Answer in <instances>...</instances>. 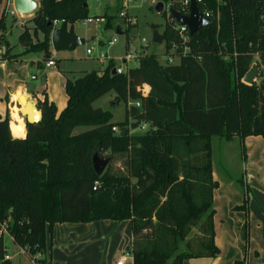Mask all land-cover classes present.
I'll use <instances>...</instances> for the list:
<instances>
[{
	"label": "trees",
	"instance_id": "trees-1",
	"mask_svg": "<svg viewBox=\"0 0 264 264\" xmlns=\"http://www.w3.org/2000/svg\"><path fill=\"white\" fill-rule=\"evenodd\" d=\"M204 1L199 10L210 11V23L189 37V52L178 63L162 65L156 53H142L127 73L112 75L111 61L103 72L67 78L65 109L57 114L53 103H40L41 118L24 122V138L12 136L9 110L0 116V264H14L5 258V233L31 260L40 254L37 262L46 264L47 235L54 224L104 220L130 222L132 264H183L219 254L212 138H264V0ZM38 2L32 27L18 38L28 43L26 51L40 52L48 61L52 22L85 20L89 8L86 0ZM160 15L166 19L165 52L176 43L181 54L176 24L165 11ZM102 17L105 29L112 28L114 17ZM5 19L4 12L1 59H16L9 56ZM30 31L43 40L33 42ZM252 64L262 67L259 85L243 82ZM110 93L115 105L125 106L119 123L111 121V111L92 107ZM130 121L149 128L137 135L113 132L128 129ZM94 154L110 160L99 177ZM242 156L246 161L243 149ZM233 182L244 198L233 209L248 214L245 173ZM247 234L246 223V240Z\"/></svg>",
	"mask_w": 264,
	"mask_h": 264
},
{
	"label": "crops",
	"instance_id": "crops-1",
	"mask_svg": "<svg viewBox=\"0 0 264 264\" xmlns=\"http://www.w3.org/2000/svg\"><path fill=\"white\" fill-rule=\"evenodd\" d=\"M34 1L37 2L38 8V0ZM104 1H106L105 6L112 3H108L107 0ZM32 14L26 15L27 21H30L32 17L30 15ZM25 24L26 22L23 23V28H28L29 26H25ZM69 33L73 34L70 31ZM6 34L5 31V39H7ZM126 34L127 31L124 30L122 32L121 27L117 26V36ZM38 36L41 35L39 34ZM7 41L9 48H11L9 56L14 54L17 55V58L2 60L1 57L5 52V47L1 46L0 116L4 117L9 110V115L11 116L10 122L13 120L16 123L21 121L26 135L24 119L21 116L23 105L20 102V97L23 96L27 100L31 99L36 103L37 108L44 101L51 102L55 105L57 114H59L65 109L67 101V94L64 90L65 81L67 78H78V76L68 74V71L63 72L60 69V64L51 55V50H53L51 42L50 58L55 61L56 65L54 67H46L47 61H44L42 53L26 51L28 43H19L21 44L20 49L17 50V48L10 44L8 39ZM103 44V41L99 40L98 47L103 46ZM88 45L86 49L90 47ZM92 51L94 53L93 48ZM126 52L127 45L125 48ZM34 53L38 56H32ZM90 58L96 66V69H91L90 71L103 72L104 66L98 65L92 57ZM112 59L115 62L114 57ZM32 67H34L36 74L29 76V71ZM90 71H85V73ZM108 95L114 97V94L110 93L97 101H109L111 98H108ZM97 101L92 104V107ZM100 106L98 107L103 108ZM32 120H35L33 116ZM129 124L132 127L137 123L130 121ZM145 126H147L145 123H141L140 125L142 129ZM83 131L84 129H77V132ZM128 132L129 135H134L129 128ZM25 135L16 138H24ZM235 140L239 141L241 156L242 149L246 156V161H243V156L241 157V163L243 165L242 171L245 173V182L251 191L247 203L248 214L233 209L234 207L241 206L244 200L242 194L233 185L234 177L228 174L225 166L222 167V171H224L223 174L225 173L229 176L227 178L220 171L217 172L219 176H216L212 169L213 178L218 184L217 188L213 191V208L215 210V245L219 249V254L211 258L186 260L183 264H234L235 261L242 260H244V264H264V138L260 136H248L241 140L238 137H234L229 141ZM246 223L248 226L247 240L245 232ZM6 236L13 243L12 238L7 233L4 235V243ZM131 242L130 222L127 220L122 222L112 220L93 221L86 224H54L47 235L48 251L46 264H116L123 256L125 257L124 264H132V255L130 254L132 248ZM5 247L8 260L12 263H19L14 262L18 257H25L30 261L28 254L19 246H17L18 249L13 254H10V251H8L6 243Z\"/></svg>",
	"mask_w": 264,
	"mask_h": 264
},
{
	"label": "rangeland",
	"instance_id": "rangeland-1",
	"mask_svg": "<svg viewBox=\"0 0 264 264\" xmlns=\"http://www.w3.org/2000/svg\"><path fill=\"white\" fill-rule=\"evenodd\" d=\"M89 8V17L90 18H99L101 17V21L96 22L94 19L93 23H85L84 20L77 21L73 24H68L67 29L73 33V35L77 37H82L86 40L88 46L92 47L94 49V53H97L99 50L98 42L99 40H102L103 43H106L108 40H111L114 37H117L116 30L117 26H120L122 29V32L126 29L125 28V22L122 18L118 17V13L121 10V3L123 0H107L108 3H111V5H106V1L104 0H86ZM154 2L151 0L149 2H144L143 0H135L130 6L129 9V15L133 16L137 20V24L134 26H128L130 28L126 35H118L119 42L111 47V48H104V50L109 54L111 57L113 56L115 59V63L120 64L122 57L126 54L125 48L127 45V51L130 53H134L135 51H139L141 48V40L146 39L148 42V45L146 48H144V52L147 54H153L156 53L159 58L158 62L159 64L165 65L167 64L168 57L172 56L175 57L177 54L175 52H165L164 49V42L163 44H155L151 41L152 35H151V26L152 24H155L158 26L159 33L162 34L164 24L166 19L161 17L160 14L155 13L154 10L150 9L151 6H154ZM13 7V3L11 0V5L9 7V10ZM7 11V10H6ZM106 13L109 16L114 17V24L112 28L105 29L104 23L106 18H102V14ZM34 14V13H33ZM33 14L30 15L33 17ZM31 17V18H32ZM6 36L9 40L10 44L14 46L15 48L20 49L19 44V38L18 36L23 32V30L26 28H23V23L26 22L25 26H29V28L32 27V22L26 20V15H19L16 13L15 15H9V13H6ZM126 29V30H127ZM30 38L33 42L42 41L43 38L41 36H33L32 32L30 31ZM51 42V37H50ZM89 42V43H88ZM87 44L76 47L72 51H53L51 50V55L54 56L56 61L60 64V69L64 71H68V74H72L75 76H82V74L85 73V71H90L91 69H96L95 63L92 62L90 57H88L85 54V49L87 47ZM13 47V48H14ZM98 49V50H97ZM6 50V48H5ZM32 55V54H31ZM38 56L35 53L32 56ZM112 57V58H113ZM228 57H226L227 59ZM257 59L255 56L254 61ZM175 63L179 62L178 59L174 58ZM97 63V62H96ZM98 64V63H97ZM99 65V64H98ZM137 65V60H133L128 62V67L134 68ZM255 65V64H252ZM251 65V66H252ZM259 69V75L262 70V67H258ZM36 71H34V67L29 71V76L32 74H36ZM99 73L102 71H98ZM261 79L258 76L255 79V84L259 85ZM108 98H111L109 101H97L93 107L99 108L103 107L104 109H107L112 112L113 117L111 119L112 122L119 123L120 121H123L125 118V106L122 102H120L118 105L113 104L112 98H114L112 95H108ZM112 100V101H111ZM115 105V106H114ZM10 116V115H9ZM37 119V118H36ZM11 121V116H10ZM24 121V120H23ZM129 130L132 134H144L148 128L149 125L145 126V128H141L138 126L136 129H131V124L128 126ZM80 130V129H79ZM212 157H213V172L216 176H219L217 174L218 171H220L222 174L224 171H222V167L225 166L228 174L235 177H240L241 175L244 176V173L242 171V163H241V150L239 141L235 140L232 142H227V140L223 141L219 138H212ZM225 174V173H224ZM223 176L225 178L229 177L226 174ZM251 194V192H250ZM246 232V231H245ZM5 243L8 248V251H10V254H13L18 249L16 245H14L8 236L5 238ZM131 254V253H130ZM14 262H19L21 264H29V259L25 257H18Z\"/></svg>",
	"mask_w": 264,
	"mask_h": 264
},
{
	"label": "water",
	"instance_id": "water-1",
	"mask_svg": "<svg viewBox=\"0 0 264 264\" xmlns=\"http://www.w3.org/2000/svg\"><path fill=\"white\" fill-rule=\"evenodd\" d=\"M13 8L16 13L19 15H28L29 13H34L37 9V2L34 0H12ZM164 10V5L162 2L156 3L154 5V11L157 14H160ZM169 14L172 16L173 20L180 26L188 29V34L193 36L197 31L203 29L206 25L210 23L209 18H204L201 13L198 11L197 4L195 0H191L189 6V12L187 15L180 14L173 7L169 8ZM264 22V17H263ZM151 41L155 44H163L165 40L164 34L159 33L158 26L152 24L151 26ZM51 44L54 51H72L76 47L82 46L86 44V40L84 38L77 37L71 33L67 29V24H63L59 28H54L50 34ZM112 75H116V71L112 70ZM259 76V69L256 65H252L251 69L246 73L243 78V82L247 85H252L255 82V79ZM146 92L149 88L144 87ZM264 96V94H263ZM22 98V97H21ZM25 104L22 106L21 116L24 119V122H37L40 120L42 112L39 108H37L36 103H34L31 99L27 100L25 97ZM31 110L37 113V119L32 120ZM30 111V112H29ZM140 122L137 121V124L132 126L131 129H136L140 126ZM128 129L125 127L119 128L120 135H126ZM93 162V170L95 174L99 177L103 174V171L106 169L110 160L108 157H100L97 154H94L92 157Z\"/></svg>",
	"mask_w": 264,
	"mask_h": 264
},
{
	"label": "built area",
	"instance_id": "built-area-1",
	"mask_svg": "<svg viewBox=\"0 0 264 264\" xmlns=\"http://www.w3.org/2000/svg\"><path fill=\"white\" fill-rule=\"evenodd\" d=\"M135 0H123L122 3H121V10L120 12L118 13V17L119 18H122L125 22V28L127 29L128 26H134L137 24V20L135 17L129 15V9H130V5L134 2ZM144 2H149L151 0H143ZM154 3V5H156V3H158L159 1L158 0H152ZM196 4H197V7H198V11L201 13V15L205 18H210L211 15H210V11H208L206 9V7L200 11L199 10V6H206V3L204 0H195ZM163 3V2H162ZM190 3H191V0H165V3H163L164 5V10L165 13H166V17L168 19H170L171 21H173L175 24H176V29L178 30V34H180V39H181V42L182 44L184 45L183 49H182V53L181 54H177L175 57H168L166 58L167 60V64H173L175 63L174 61V58L176 59H180L181 56L183 55H186L188 52H189V48L186 46V43L188 42V39L190 37V35L188 34V29H186L185 27L183 26H180L179 24H177L175 22V20H173L172 16H170L169 14V8L170 7H173L174 9H176L174 6H176L178 9H176L180 14L182 15H187L188 12H189V6H190ZM11 5V0H0V17L1 15L5 12V13H9V15H15L16 12L14 10V8L12 7L10 10H9V7ZM174 5V6H173ZM7 10V11H6ZM180 10V11H179ZM103 18V17H102ZM94 19L96 22H99L101 21V17L99 18H87L84 20L85 23H93L94 22ZM67 24L66 21L63 19V20H54L52 22L53 24V27L54 28H59L60 26H62L63 24ZM125 29V31H126ZM119 38L118 36L117 37H114L112 38L111 40H108L106 43L103 44V46L99 47V50L97 51V53H93L92 51V48H87L86 51H85V54H87L88 56L92 57L99 65H102L104 66V68L112 61L113 59L109 56V54H107V52L104 50V48H111L113 47L114 45L117 44ZM148 45V42L146 39H142L141 40V48L139 51H135L134 53H130L129 51L126 52V54L122 57L121 59V63L120 64H116L114 62V68L112 70L116 71V74H123V73H127L129 67H128V62L130 61H133L137 58L138 55L142 54V53H146L144 52V48H146ZM1 49V47H0ZM177 50V44L176 43H173L172 46L170 47L169 49V52H175ZM56 64H55V61L53 59H50L47 61L46 63V67H54ZM132 104V103H130ZM135 106H138L139 103L136 102L134 103ZM141 125V124H140ZM113 132H116L118 133L119 132V129L118 128H113ZM99 186L98 183H95L94 185V190ZM26 252V251H25ZM27 253V252H26ZM40 257V254H37L35 257H34V260H31L30 259V263L32 264H39L37 262V259H39ZM6 259H8V257L6 256L5 257ZM125 262V257L123 256L122 258H120L116 264H124Z\"/></svg>",
	"mask_w": 264,
	"mask_h": 264
},
{
	"label": "bare ground",
	"instance_id": "bare-ground-1",
	"mask_svg": "<svg viewBox=\"0 0 264 264\" xmlns=\"http://www.w3.org/2000/svg\"><path fill=\"white\" fill-rule=\"evenodd\" d=\"M22 97V98H21ZM20 97V102L22 105L25 104L23 96ZM31 115L36 119L37 118V113L31 110ZM29 111V112H30ZM10 131L12 136L15 137H23L25 135V128L23 127V124L21 121H18L17 123L13 120L12 122L9 123Z\"/></svg>",
	"mask_w": 264,
	"mask_h": 264
},
{
	"label": "clouds",
	"instance_id": "clouds-1",
	"mask_svg": "<svg viewBox=\"0 0 264 264\" xmlns=\"http://www.w3.org/2000/svg\"><path fill=\"white\" fill-rule=\"evenodd\" d=\"M145 87L147 88L148 86L146 85Z\"/></svg>",
	"mask_w": 264,
	"mask_h": 264
}]
</instances>
